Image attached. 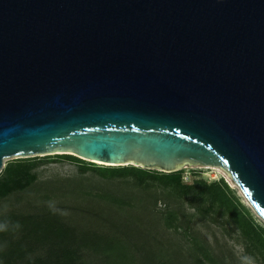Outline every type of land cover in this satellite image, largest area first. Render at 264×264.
Listing matches in <instances>:
<instances>
[{"label": "water", "instance_id": "water-1", "mask_svg": "<svg viewBox=\"0 0 264 264\" xmlns=\"http://www.w3.org/2000/svg\"><path fill=\"white\" fill-rule=\"evenodd\" d=\"M40 154L220 166L264 217V0H0V173Z\"/></svg>", "mask_w": 264, "mask_h": 264}, {"label": "trees", "instance_id": "trees-1", "mask_svg": "<svg viewBox=\"0 0 264 264\" xmlns=\"http://www.w3.org/2000/svg\"><path fill=\"white\" fill-rule=\"evenodd\" d=\"M63 156L75 158L72 155ZM35 167V163L24 160L8 164L0 173V199L31 187L38 179ZM97 169L102 175L125 176L134 173L141 185L146 182V176L152 174L134 167ZM153 175L167 191L165 199L168 202V215L165 219L163 213L155 217L150 215L146 219L148 214L143 211L145 215L128 212V216H124L118 213L121 216L118 221L112 217L115 213L82 207L73 210L83 213L89 219V224L83 222L75 226L65 222L63 212L55 206L41 204V207H34L35 212L32 214H14L0 218V223L9 221L20 225L16 231L0 232V264H98L89 258L94 254L104 256L108 264H141L138 256L142 257L144 263L149 258L154 259L152 264H178L183 258L188 264H204L206 259L214 264H226L228 258L231 264H241V260L232 251L227 249L225 253L221 249L216 250L209 241H206L204 247L192 241L176 244L174 247L172 244L167 246L164 242L165 248L157 244L161 235L157 231L161 227L160 223H183L186 216L190 215L188 208L194 209L193 214L201 213L214 218L226 216L244 235L247 248L254 247L257 250L255 261L264 264V228L256 223L249 209L227 181L221 179L208 182L200 178L188 184L183 182L180 171ZM177 200V204L181 205L180 210L172 208ZM179 200L187 201L189 207ZM122 206L136 208L131 204L118 205ZM150 229L153 232L149 234ZM148 235L152 244L146 239ZM86 249L91 250L92 255H86ZM124 251L130 256L129 261ZM122 253L123 262L116 259L117 254Z\"/></svg>", "mask_w": 264, "mask_h": 264}, {"label": "rangeland", "instance_id": "rangeland-1", "mask_svg": "<svg viewBox=\"0 0 264 264\" xmlns=\"http://www.w3.org/2000/svg\"><path fill=\"white\" fill-rule=\"evenodd\" d=\"M74 157L75 158L56 154H40L27 157L12 156L5 158L2 171L8 164L24 160L36 164L34 172L37 173L38 179L26 190L16 191L8 197L0 199V218L14 214H32L35 212L34 207H41V204L42 206H55L59 211L63 212V220L75 226L79 223L83 224V222H85L86 225L89 224V219H87L83 213L73 210L74 208L82 207L96 210L101 209L103 211L115 213L112 217L118 221L121 220V216L118 215V213L124 216H128V212L145 215L143 213V211H145V213L148 214L146 219L150 218V215L155 217L162 213L165 219L168 215V202L165 199L167 197V191L164 190L160 181L156 179L153 174H169L171 172L156 168L149 169L134 164H125L123 166H114L110 164L108 166L107 163L83 159L78 156ZM188 165L190 167H197V171H195L196 174L190 175L189 177L188 175L190 173H186V178L183 179V182L189 184L192 183L194 179L200 178L208 182L224 179L229 183L243 204L249 209L255 221L260 218V215L249 204L232 178V183H230L226 177H223L213 169H202L200 168L201 165ZM119 167L140 168L152 174L146 176V182L143 183V186L138 182V177L134 175V173L125 176L102 175L97 169ZM198 167L200 169H198ZM182 168L183 167H181V169ZM179 201L189 207L187 201ZM121 203L127 205L131 204V206L133 205L136 208L129 209L128 206L118 207ZM177 203L178 200L173 203L172 208L180 210L181 205ZM187 210L190 215L186 216V220L183 223L181 221L169 223L167 225H162V223H160L161 227L157 230L161 233V235H159L160 241L157 243L160 247L165 248L164 242L167 246L172 244L174 247L176 244L190 241L204 247L206 241H209L214 249H221L225 253H227L226 250L229 249V251L236 254L240 260L243 256H251L255 260L257 250L254 247L247 248L244 235L226 216L214 218L201 213L193 214L195 211L192 208H188ZM177 225L182 226L178 227ZM191 228L193 229L191 230ZM125 231H129V229H125ZM152 232L153 230L151 229L148 231L149 234ZM146 239L149 240V235ZM149 241L151 242V239ZM139 243L141 242L139 241ZM84 252L86 255L91 254V250L88 249ZM124 253L127 255V260L129 261L130 256L125 251ZM89 258L98 264H108L104 256L99 254H94ZM116 259L123 262V253L117 254ZM138 259L141 264H152L154 260L149 258L146 260V263H144L141 256H138ZM178 264L188 263L183 258ZM204 264H214V262L206 259ZM216 264L222 263L218 262ZM226 264H231L230 258H228ZM256 264L259 263L256 262Z\"/></svg>", "mask_w": 264, "mask_h": 264}, {"label": "clouds", "instance_id": "clouds-1", "mask_svg": "<svg viewBox=\"0 0 264 264\" xmlns=\"http://www.w3.org/2000/svg\"><path fill=\"white\" fill-rule=\"evenodd\" d=\"M256 223L261 228H264V217L258 218ZM19 228H20L19 223L11 224V222H9V221H4L3 223H0V232L16 231ZM241 264H256V262H255L254 258L251 256H243L241 258Z\"/></svg>", "mask_w": 264, "mask_h": 264}, {"label": "bare ground", "instance_id": "bare-ground-1", "mask_svg": "<svg viewBox=\"0 0 264 264\" xmlns=\"http://www.w3.org/2000/svg\"><path fill=\"white\" fill-rule=\"evenodd\" d=\"M107 165L109 166L110 164L107 163ZM111 165H113V164H111ZM126 165H129V164H126ZM115 166H118V165H115ZM182 167H185V168L186 167L187 168L189 167L190 168V166L188 164L182 165ZM192 167H194V169H197V167H195V166H192ZM200 168H202V169L203 168L213 169L217 173L221 174L223 177H226L228 179V181L230 183H232V181H231V174L228 171H225L224 169H222L220 166H216V165H201ZM200 168L198 167V169H200Z\"/></svg>", "mask_w": 264, "mask_h": 264}, {"label": "built area", "instance_id": "built-area-1", "mask_svg": "<svg viewBox=\"0 0 264 264\" xmlns=\"http://www.w3.org/2000/svg\"><path fill=\"white\" fill-rule=\"evenodd\" d=\"M177 171H180V172H182V174H183V178L185 179L186 178V173H190L189 175H188V177L190 176V175H194V173H195V171H197V169H194V167H183L182 169L180 168V169H178ZM193 172V173H192Z\"/></svg>", "mask_w": 264, "mask_h": 264}]
</instances>
